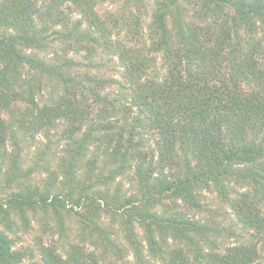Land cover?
I'll return each mask as SVG.
<instances>
[{
    "label": "trees",
    "instance_id": "16d2710c",
    "mask_svg": "<svg viewBox=\"0 0 264 264\" xmlns=\"http://www.w3.org/2000/svg\"><path fill=\"white\" fill-rule=\"evenodd\" d=\"M100 1L0 0V112L10 117L0 115V264H259L264 0H192L202 21L213 20L207 27L182 25L178 0H164L148 27V42L134 47L118 38L121 27L131 32L130 25L137 35L138 24L102 19L95 10ZM243 23L249 32L261 30L260 42L241 44ZM99 49L117 57L131 106L122 104L124 95L106 92L122 83L92 73ZM81 52L85 64L77 61ZM153 54L161 55L162 77ZM47 90V100L38 101ZM59 122L67 144L59 161L63 190L51 194L30 184L32 171L5 143L18 146L20 136L47 133ZM147 133L155 136L154 152L145 148ZM126 174L137 183L138 196L122 197L119 186L110 193L111 183ZM204 191L218 194L240 233L218 223L203 204ZM74 208L87 213L80 215L85 241L23 245L29 214L52 211L61 224L60 210ZM99 208L120 215L133 261L124 260L128 252L110 227L99 225ZM205 212L211 219L201 216ZM85 242L93 249L86 250Z\"/></svg>",
    "mask_w": 264,
    "mask_h": 264
},
{
    "label": "rangeland",
    "instance_id": "374dc122",
    "mask_svg": "<svg viewBox=\"0 0 264 264\" xmlns=\"http://www.w3.org/2000/svg\"><path fill=\"white\" fill-rule=\"evenodd\" d=\"M164 0H102L97 3L95 10L102 19H119L121 22L128 19L129 21L136 22L138 34L133 36L134 26L130 25L131 32L127 31V27H121L119 33V40L123 41L125 45L134 47L136 44H146L148 42L149 33L148 27L151 24L153 19V14L155 11L161 7L160 4ZM179 5L183 8L181 16L182 25H194L197 27H207L212 24L213 20L211 18L207 21H202L197 12L199 10V5L192 3L188 0H178ZM171 8V7H170ZM75 19L77 18L74 17ZM172 16L168 15L166 18V23L169 29L173 28ZM120 22V23H121ZM258 27V23L256 24ZM129 34H128V33ZM239 33L241 36V44L246 48L261 41V30L253 29L249 32L247 28V23H243L239 27ZM133 36V38H131ZM60 45V44H59ZM59 51V49H57ZM261 53V52H260ZM154 55V54H153ZM260 56V54L258 53ZM69 56L73 57V54ZM95 57L92 58L95 66L91 71L93 74H101L104 77L109 79H114L118 83H122L124 87L122 88L119 84H111L106 92L112 94L113 96H122V104L131 106L130 97L128 95V86L122 81V68L117 57L112 56V54L103 53L102 50H98L97 54H94ZM156 56V57H155ZM156 58V66L154 71L159 74V77H162L164 70L161 67V55H154ZM77 61H81L83 64L87 62L85 58V52H81L80 55L76 56ZM49 97L48 90L45 91L42 95V98L37 97V100L40 102H45ZM126 99V100H125ZM20 106H25L20 104ZM0 115L4 121H9L10 117L6 112H0ZM65 128V125L62 122L57 123V126L50 129L49 132L29 134L26 140H23L24 137L20 136L18 146H15L13 142L8 139L5 143L6 150L8 153L12 154L15 151H19L22 157V167L25 170L32 171L29 182L30 184L37 186L41 192L49 191L51 194H58L60 190H63L61 181H63V175L59 169V161L62 156V148L67 145L66 140L63 138L62 131ZM82 132V131H81ZM81 136V133L80 135ZM146 146L145 148L148 151H153L155 149V136L153 133H147L145 136ZM46 151V153H42ZM90 152L87 153L85 159L82 162V166L86 169L84 165L85 161L92 156L93 149L90 148ZM154 152V151H153ZM156 154V153H155ZM154 154V155H155ZM98 165L103 164L101 159H99ZM45 166L49 169L45 170ZM132 176L126 174L124 176H118L112 183L110 188V193L113 194L116 186L121 188L120 195L122 197L138 196V185L135 182L131 181ZM83 179V176H82ZM80 179V180H82ZM102 187V186H101ZM100 188V187H99ZM91 191L89 192V194ZM203 204L208 206L210 210L216 212V220L224 228H232L240 233V231L235 226L236 219L233 213L229 210L228 206L221 202L218 194L216 192H202ZM104 205L103 203L101 204ZM76 212V215H75ZM78 212V213H77ZM99 213L98 223L101 227L108 229L110 227L111 235L115 239L120 247L125 250L127 253L125 261H133L132 254L127 248V242L124 238V232L122 230V219L119 214L113 216L110 213H107L103 208L97 210ZM60 216L63 218L62 223L58 224L55 220V214L52 211L48 212L47 215L38 211L34 214H29V230L21 234V239L23 245H29L33 248H36V243L41 241L46 243V245L51 243H57L58 245H66L68 243H82L85 241L84 236L86 233L82 231V224L80 223V215L87 214L85 209L74 208L61 209L59 212ZM92 212L88 215L91 216ZM98 215V214H97ZM202 217H210L209 212L201 214ZM46 222L51 225L53 228L52 231L47 229ZM63 230H62V229ZM62 231L64 234L59 233ZM135 231L139 235V239L143 240L144 232L141 228L135 224ZM51 233H54V237L50 236ZM244 237H248L246 234ZM236 238H230L229 243H232ZM145 244V241H142ZM87 245L86 250H92L93 248L85 242ZM262 247V246H261ZM260 252V258L258 260L259 264H264V248ZM111 255L109 254L108 260L112 262Z\"/></svg>",
    "mask_w": 264,
    "mask_h": 264
}]
</instances>
